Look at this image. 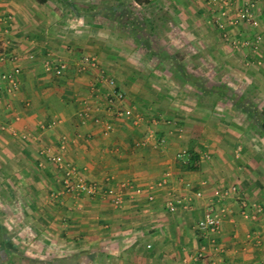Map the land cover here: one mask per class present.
Instances as JSON below:
<instances>
[{"label": "crops", "instance_id": "obj_1", "mask_svg": "<svg viewBox=\"0 0 264 264\" xmlns=\"http://www.w3.org/2000/svg\"><path fill=\"white\" fill-rule=\"evenodd\" d=\"M254 1L259 25L240 23L231 28V39L238 41L234 47L209 20L208 6L201 0H0V13L11 16L7 30L4 24L0 27V52L21 54L15 94H7L0 82V125H4L0 129V220L13 219L16 213L10 207L24 206L15 216L33 224L28 236L37 241L21 250L29 257L19 264H208L210 258L217 264H264V214L243 218L238 213V196L248 209L259 204L264 210V130L256 112L253 117L247 113L264 109V0ZM128 6L149 16L147 29H156L167 44L193 48L194 54L186 55L189 60L215 62V70L236 63L229 72L242 85L230 89L242 99H251L231 101L224 111L228 119L214 118L210 124L206 110L211 103L191 104L190 120L185 117L181 126L187 149L198 157L193 169L182 170L176 164L186 147L173 141L155 146L159 131L154 135L142 122L108 115L103 108L105 89L92 92V71L75 68L79 55L93 53L104 73L125 91V104L144 111L150 107L149 87L131 80L138 78L132 67L142 69L127 54L128 47L141 50L143 37L112 24L111 11L124 13ZM175 34L180 35L178 40L172 38ZM255 35L259 40L253 48ZM26 52H33V57L26 58ZM45 55L67 61L62 75L43 68ZM12 62L0 64V71ZM198 72L206 75V70ZM220 89L225 92L221 85ZM197 91L207 93L205 88ZM225 97H217L214 106L225 109ZM82 110L89 114L80 117ZM92 116L99 120L93 121ZM105 119L113 123L107 133L102 132ZM61 134L68 137L64 157L100 188L131 181L119 206L101 191L73 195L62 190L60 171L38 155L44 146L56 150ZM138 139L143 142L135 144ZM164 171H169L166 183L148 191L146 185ZM230 185L236 193L221 199L214 194L215 189ZM195 189L202 196H193ZM168 191L182 197L187 207L167 211L163 200ZM148 193L152 199L146 198ZM220 203L226 211L218 231L201 233L196 218L207 204L218 207ZM2 242L0 248L13 253V244L6 241L3 247ZM201 245L203 257L192 260L189 256Z\"/></svg>", "mask_w": 264, "mask_h": 264}, {"label": "rangeland", "instance_id": "obj_2", "mask_svg": "<svg viewBox=\"0 0 264 264\" xmlns=\"http://www.w3.org/2000/svg\"><path fill=\"white\" fill-rule=\"evenodd\" d=\"M143 18L147 20L149 16L145 13L143 15L138 14L136 10L131 9L130 6L127 7L124 13L119 14L117 9L111 11V19L112 22L114 21L112 23L113 25L126 26L128 29L136 28L140 31L139 34L143 35V41L145 43L143 46L139 47L141 50L137 52L135 49H132V47L127 48V50L129 49L127 54L132 64H138L137 66L142 69L141 71L136 68V66H133V70L136 71L137 69L136 77L138 78H132L131 80L138 83L140 82V85L142 84L145 87H149V94L147 95L148 98H146V102L149 101L148 105L150 107L146 111L138 107H134V109L141 115V122L147 126L150 133L155 135L156 131H159L156 136V142L160 137H163V141L160 145L168 141H173L177 146L186 147L182 149L187 151L188 145L186 144L187 140L185 141V130L180 136H177L167 125L165 118H174L184 126V118H190L188 112L192 107L191 104L193 102L203 101L208 105L211 103V106L206 110V113L211 115L210 122L209 120L207 121L208 124L214 121V118L218 117H220L218 122H222L224 121L222 119L223 117L228 119L224 111H227L228 107H231V101L246 103L251 99L249 98L246 100V96H243L242 99L238 97L239 93L232 92L230 89L235 86L240 89V85H242L240 81L231 76L229 72L231 67L236 68V63L228 65L224 63V65L217 67L215 70V62H197L196 59L189 60L186 55L194 54L195 51L192 50L193 48L191 50L189 48L186 49V47L179 48L180 45H176L173 42L172 44H167L161 39L156 29L154 32L147 29V26L150 27V24L147 20L148 25H146L147 23H145ZM178 36L180 37V35L175 34L172 38L178 40ZM246 65L247 64L244 62H239L238 64L242 69H245ZM98 66L100 67L99 62ZM199 68L204 71L206 70V75L204 73L200 74L198 72ZM89 70L92 71L94 76V70ZM133 70H131L132 73L135 72ZM138 71L139 73H137ZM193 82H195V84H193ZM220 85L225 91V94H223V96H226L223 102L227 101L225 109L214 106L217 96L202 94L204 91L199 93V91H197L198 88H196L197 86L208 90L211 86H218L220 88ZM254 110L257 112L259 111L257 108H254ZM197 111H191V113L194 112L197 115L199 114ZM214 113L220 114L216 116ZM195 125H197V123ZM180 143L182 145H180ZM13 162L14 164H19L17 161ZM1 177L3 176L0 175V183L2 182ZM20 195L18 194V198H21ZM10 208L16 213L15 215L19 216L22 211L26 209L24 206H12ZM15 215L12 216L13 219H9L8 222L0 220V241L3 240L1 245L3 246L6 244V241H9L15 247L13 253L9 254L6 253L5 249L0 248V262L4 261L3 264H19L21 261L26 262V258L29 256L26 255V252L24 253L21 250L24 251L28 242L37 244L34 237L28 236L30 232L33 231V224L27 223V221L23 222L22 217L21 220H19L17 219L19 216ZM36 257V254L32 255V258L37 259Z\"/></svg>", "mask_w": 264, "mask_h": 264}, {"label": "built area", "instance_id": "obj_3", "mask_svg": "<svg viewBox=\"0 0 264 264\" xmlns=\"http://www.w3.org/2000/svg\"><path fill=\"white\" fill-rule=\"evenodd\" d=\"M209 9V20L218 29L220 35L224 39H230L232 46H237L238 41L231 39L230 30L231 28L237 27L240 23H245L251 27H257L259 25L260 17L255 12V1L244 0L240 3L235 2L236 0H201ZM11 20L10 14L0 13V27L4 24V31L7 30V25ZM2 30V29H1ZM259 35H255L253 40V48L257 45ZM7 41V40H6ZM9 45V43H8ZM33 52H26L25 57L30 59L33 57ZM21 54L9 51V53L0 52V64L6 61H13L9 68L0 71V82L3 90L9 94L14 95L18 88V75L20 72V66L17 60ZM75 68L79 70H94V76L92 78V92H98L99 88H104L103 91V108L111 115V117L127 118L133 123H139L142 121V117L138 114L132 105L124 103L125 93L122 89L118 88L115 84V80L112 76L106 75L102 68L98 66V59L94 54L82 53L75 59ZM42 66L45 70L50 71L55 76L62 75L68 67L67 61L61 57L52 58L50 55H45L42 59ZM80 117H85L89 114L88 110H82L78 112ZM93 121H98L99 117L92 116ZM165 122L170 129L177 135L180 136L182 133L181 124L174 118H165ZM112 121L105 119L103 121L102 132L107 133L112 128ZM43 126V123L40 124ZM4 125H0V129H3ZM68 137L66 134H61L56 144V150L49 146H44L39 149L38 155L43 160L53 163L61 173L62 190L64 192L73 195L87 194L91 195L97 191H101L104 195L110 196V201L113 205L119 206L122 202L124 187L131 186V181L123 180L119 181L117 186L112 188L111 185H107L103 189L100 188L99 184L92 179H88L81 169L69 159L65 158L63 151L66 145ZM163 141V137H160L155 146H158ZM142 139L135 141V144H141ZM185 152L184 149L180 150V154ZM169 171H164L162 175L146 185L148 191H153L155 188L162 187L166 183ZM187 184V183H185ZM139 191V187L136 188ZM236 193V187L230 185L227 188L215 189L214 194L221 199L222 196L227 194ZM193 196H202L200 189L193 190ZM147 199H152L151 193L146 196ZM238 213L243 218H253L256 213L264 210L259 204H252L251 209H248L247 202L238 196ZM163 206L169 212L175 211L178 206L182 208L187 207V202L182 197L173 195L170 191L167 192V196L163 200ZM226 211V206L220 203L218 207H214L212 204H207L202 210L201 214L195 220V226L202 231L201 233H215L218 231L222 217ZM149 246V244H146ZM204 255V246L201 245L196 253L190 255L192 260H199ZM208 264H217L215 258L208 259Z\"/></svg>", "mask_w": 264, "mask_h": 264}, {"label": "trees", "instance_id": "obj_4", "mask_svg": "<svg viewBox=\"0 0 264 264\" xmlns=\"http://www.w3.org/2000/svg\"><path fill=\"white\" fill-rule=\"evenodd\" d=\"M136 1L137 3H140V2H148V0H134ZM131 34L133 36H138L139 32L136 28H129ZM143 37V35H142ZM193 84H195V82H193ZM196 88H198L199 90H204L202 88H199L196 86ZM217 88V89H216ZM224 91V90H222ZM221 89L217 86H211L208 90H207V93L206 94H210V95H213V96H223V92H221ZM245 111H247V109H245ZM257 112V111H247V113L250 115V116H254V113ZM255 118H257V121L259 123V126L264 130V109H262L261 111H258L256 113V116ZM198 160V157H197V154L195 151L193 150H190L188 149L187 151H185L183 153L182 156H179L176 158V164L177 166L182 169V170H185V169H193L195 168V165H193V162L194 161H197Z\"/></svg>", "mask_w": 264, "mask_h": 264}]
</instances>
